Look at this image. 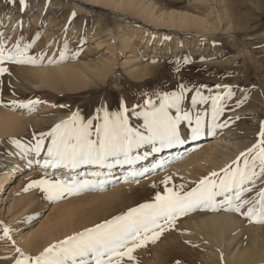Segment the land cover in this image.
I'll return each mask as SVG.
<instances>
[{"label": "rangeland", "instance_id": "obj_1", "mask_svg": "<svg viewBox=\"0 0 264 264\" xmlns=\"http://www.w3.org/2000/svg\"><path fill=\"white\" fill-rule=\"evenodd\" d=\"M152 1L161 9L185 10L204 17L212 27L203 35L195 34L192 29L161 30L141 20L137 14L114 12L90 0H24L23 6L20 0H0V47L12 49L19 43L23 48L28 44L27 55L35 58V63L0 62V67L7 69L0 73V113L16 117L0 129V177L8 167L15 166L19 170L15 180L8 184L5 203L0 204V264H14L19 258L17 248L25 255H35L48 245L129 208L153 202L157 192L164 193L162 181L166 176L171 177L167 187L191 191L202 177L213 171L220 173V169L260 139L258 133L264 122V0ZM123 34L131 40L127 52L119 47ZM128 54L133 55L132 58H127ZM103 59L112 63L109 72L95 69ZM126 60H130L129 63L123 64ZM58 65L75 67L83 80L73 78L72 84L64 80L58 85L43 84L35 70L42 66L55 69ZM143 67L146 68L144 73L140 72ZM133 68L138 69L134 71L137 75L133 71L129 73ZM180 84L187 88L182 111L191 114L193 123L197 114H203L206 122L205 134L196 139L191 138L188 122L184 121L181 132L185 143L162 148L159 152H151V145H142L133 149L132 155L143 157L145 152L150 155L132 165L113 163L111 168L87 164L76 168L45 167L43 161L50 136L44 137L39 156L32 150L39 134L49 133L56 124L70 120L74 113L80 122L92 121L91 138L96 139L95 125L103 123L105 112L109 115L120 112L122 102L128 110L125 114L129 125L141 128L143 116L134 113L150 108L145 100L159 107L162 94L180 92ZM225 86L231 88V96ZM197 88L208 99L201 101L198 97L193 104L192 95ZM213 97L221 98L218 101L221 111L215 120ZM13 101L18 103L14 105ZM28 101L33 103L27 107L19 103ZM170 112L175 115L174 108ZM207 123L224 126L213 127L209 135ZM214 139L228 144V148L204 164L202 146L207 142L210 145ZM192 145L197 146L188 150ZM166 151L173 153L171 158L162 157ZM194 157H198L197 162ZM161 162L163 167H159ZM185 163L189 165L179 170L175 168ZM153 165H157L154 170ZM145 168L149 171L143 173ZM133 171L142 174L134 178L128 176ZM92 172L103 175L94 178L90 175ZM41 178L68 182L73 178L98 179L104 184L49 199V192L39 185H31L32 180ZM249 187L251 191L243 194L249 203L242 211H247L260 199L257 193L264 188V177L258 178L254 187ZM21 199L29 205L22 217L10 222L8 236H4L3 228L12 218L6 209ZM223 199L218 196L215 207L201 205L177 216L174 224L164 225L158 237L135 248L133 260L124 257L121 264H264V221L225 210L227 205L220 203ZM62 208L72 210L74 228L64 230L37 251L26 250L23 235L53 219ZM220 213H227L238 221L225 235L230 242L226 249L234 246L233 249L249 250L243 260L247 263L218 257V253H213L219 251L217 245L208 240L204 230L193 226L194 221ZM148 235L151 237L152 233Z\"/></svg>", "mask_w": 264, "mask_h": 264}, {"label": "snow or ice", "instance_id": "obj_2", "mask_svg": "<svg viewBox=\"0 0 264 264\" xmlns=\"http://www.w3.org/2000/svg\"><path fill=\"white\" fill-rule=\"evenodd\" d=\"M20 3L23 6L24 0H20ZM29 47L30 45L26 44L21 48L19 43L15 44L12 49L0 47V62L9 60L17 63H35V58L27 55ZM61 58H63V53H61ZM6 71V68L0 67V73ZM219 87L217 85V88ZM225 87L228 88V95L231 96V88ZM179 88L180 92L163 93L159 100V107H156L151 100H145V105H149L150 108L134 113L143 116L144 123L141 128L129 125L128 116L125 114L128 110L122 102L120 112L111 115L105 112L103 123L95 125L96 139L91 138L92 121L80 122L78 115L74 113L70 120L56 124L49 133L39 134L40 138L36 140L32 150L39 156L44 147V137L50 136L51 142L47 145L43 161L45 167L62 165L65 168H76L78 165L87 164L97 165L100 168H111L113 163L132 165L137 160L150 155L149 152H145L143 157L132 155L133 149H138L142 145H151V152H159L162 148L185 143L181 132V124L184 121L188 122L189 135L192 139H196L205 134L206 122L203 114H197L193 123L191 114L188 111H182L181 103L185 99L184 93L187 88L183 84H180ZM198 97L201 101L208 99L200 94L199 88L192 95L193 104L197 102ZM220 99V97L212 98L213 120L221 111L218 107ZM12 103L15 105L18 102L13 101ZM19 103L22 107H27L33 102ZM173 108L175 115L170 112ZM70 122L71 127H69ZM216 126L223 127L224 125L207 123V134L211 135V129ZM258 136L260 139L256 144L246 149L245 152H241L231 164L220 169V173L213 171L202 177L191 191L181 192L167 187L171 177L166 176L162 181L165 184L164 193L157 192L153 202L129 208L120 215L113 216L93 227L85 228L58 243L50 244L35 255H25L21 249L17 248L19 258L14 261V264H121L124 257L133 260V250L140 247L146 240L158 237L164 230L165 224H174L177 216L195 210L201 205L215 207L218 196L224 198L220 203L227 205L225 210L264 221V188L257 193L260 199L248 207L247 211H242L249 203L244 199L243 194L251 191L249 186L254 187L258 178L264 177V122L261 123ZM253 153L255 155H252ZM163 166L161 162L159 167ZM156 167L157 165H153V170ZM147 171L149 169L145 168L143 173ZM140 174L142 173L133 171L129 172L128 176L134 178ZM90 175L97 178L103 173L92 172ZM98 184L103 186L104 181L76 180L75 178L71 182L59 179L51 181L43 178L31 181V185H39L45 192H49V199H54L65 192L71 194L74 191L93 188ZM160 221L164 223L161 224ZM8 231L5 226L3 235L8 236ZM149 232L152 233L151 237L148 235ZM8 238L11 239V237Z\"/></svg>", "mask_w": 264, "mask_h": 264}, {"label": "bare ground", "instance_id": "obj_3", "mask_svg": "<svg viewBox=\"0 0 264 264\" xmlns=\"http://www.w3.org/2000/svg\"><path fill=\"white\" fill-rule=\"evenodd\" d=\"M90 1H92L94 4L104 5L105 8H108L109 10L114 11V12H116L117 10H120L122 12H128L130 14H137L138 16L141 17V20H145L148 24H152L156 28H161V30L163 29V30L180 31L181 29H186V30L192 29V30H194L195 34L203 35L207 32V30H209L212 27L211 24L207 21L208 19L206 20L204 17L195 15V14L188 12V11H185V10L172 9V8L171 9H161L152 0H90ZM121 14L122 13H120V16H121ZM121 38H122V40H121L119 47H120L121 51L127 52L128 49L130 50V48H129V45H130L129 43H131L130 42L131 41L130 36L129 37L124 36V34H123ZM132 50H134V49H132ZM112 52H110V53H112ZM130 56H133V55L128 54L127 58ZM135 57H137V56H135ZM130 58H132V57H130ZM138 58H139V56H138ZM100 61H101V65L95 67V69H98L102 73L109 72L110 69L112 68L111 61H108L107 59H105V60L103 59ZM129 61L130 60H126V62L123 64H128ZM132 61H133V59H132ZM137 70H138L137 68H133L132 70H130V71L128 70V71H129V73L132 71L134 73V71H137ZM145 70H146V68L143 67L140 72L144 73ZM35 72L38 73L40 81L43 84L45 83L46 85H53V84L58 85L59 84L58 82L60 80L70 82V84H72L73 78H75L76 80H79V81L83 80L81 77L82 74L75 67H70V66L58 65L55 69H48V68H44L42 66V68L36 69ZM58 72H60V73H58ZM134 75H137V74L134 73ZM56 88L61 89V86H57ZM66 88H68V87H66ZM15 118L16 117L14 115H10L7 112L0 113V129H2V127L6 126L11 121H14ZM217 138H218V140L222 141V139L219 138L218 136H217ZM216 139H214L213 141H210L211 142L210 145H208V142H207L205 144V146H202L201 151H202V153H204V155L202 157L203 163L204 162H210V161L214 160L218 155L224 153V149L228 148V144L226 145L224 143H219V141L216 142ZM195 146H197V145H192L191 147L188 148V150L193 149L192 147H195ZM232 149H233V147H232ZM169 151L163 152L162 157L166 158L169 156L168 158H171L172 157L171 155H173V153H170ZM224 156H226V155H224ZM193 160L197 162L198 157H194ZM31 161L35 162V159L31 158ZM199 163H200V161H199ZM187 165H189V163H187V164L185 163L183 165L175 166V168L177 170H179V167L184 168V167H187ZM187 170H188V168H187ZM16 171H19L17 169V167H15V166L8 167L6 172H5V175L3 177H0V204L5 203L6 197L4 195H5L8 187H9L8 184L12 180H15L14 177L18 176ZM115 171L119 172V170H115ZM188 172H189V170H188ZM28 205L29 204H26L23 201V199L12 202L6 209V211L12 215V218L9 220L8 224L5 226L7 228H9L10 222L14 218L19 219V217H22V215L26 211ZM71 214H72L71 209L62 208L55 216H53V219H51L50 221H46V222L41 223L33 231H30V232H27L26 234H24L23 239H22V244L24 245V248L28 251H37L43 245H45L47 242H49L52 239H55L56 237L61 235V233L64 230L74 228L73 227L74 225L72 224V221H71ZM237 224H238V221L233 219L227 213L212 214V215H209L206 218L200 220L199 222H196V221L193 222V226L196 227V229H198V230H204L205 231L204 233H206L208 240L211 241L213 244H216L217 247L219 248L218 252H216V251L213 252L214 254L218 253V257H221V259L224 258L228 261H236V262L238 261L239 263H241V261L246 260V257H247L246 254H248L247 252L249 250L247 251L246 249H240L239 247H235L233 249L234 246L230 250L226 249L227 246H230V245H228L230 242H228V237H226L225 235H227V232L229 230H231L233 227L235 228V225H237ZM208 230H210V232H208ZM255 238H256V236H255ZM243 262H245V261H243ZM245 263H247V262H245Z\"/></svg>", "mask_w": 264, "mask_h": 264}]
</instances>
